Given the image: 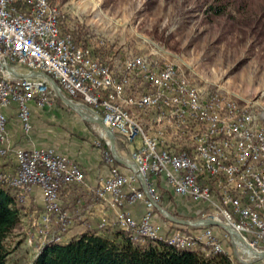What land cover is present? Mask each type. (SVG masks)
I'll use <instances>...</instances> for the list:
<instances>
[{
    "label": "built area",
    "instance_id": "2783aa9c",
    "mask_svg": "<svg viewBox=\"0 0 264 264\" xmlns=\"http://www.w3.org/2000/svg\"><path fill=\"white\" fill-rule=\"evenodd\" d=\"M64 18L60 0H0V64L22 74L50 75L66 97L93 109L116 135L119 155L137 164L133 169L117 166L110 141L98 127L96 145L109 172L93 192L118 209L115 227L130 232L140 244L162 241L177 249L202 251L206 257L224 253L221 241L229 234L221 228L163 234L153 223L155 208L146 197L140 173L157 202L160 189H165L177 200L200 206L203 219L224 222L255 250L264 251V121L250 102L235 93L201 90L167 60L143 55L124 61L116 55L103 59L94 46L75 41L64 28ZM0 73V106H16L28 134L33 127L31 103L45 106L60 99L43 78ZM7 126L0 108V157L17 164L14 174L0 172V184L17 190L21 204L23 193L34 187L44 196V211L32 217L27 244L37 253L49 243L64 244L71 219L61 196L83 186L85 172L54 148L10 146ZM138 201L148 208L140 220L122 209ZM77 206L82 208L81 199ZM106 227L103 222L99 228Z\"/></svg>",
    "mask_w": 264,
    "mask_h": 264
},
{
    "label": "rangeland",
    "instance_id": "374dc122",
    "mask_svg": "<svg viewBox=\"0 0 264 264\" xmlns=\"http://www.w3.org/2000/svg\"><path fill=\"white\" fill-rule=\"evenodd\" d=\"M60 3L65 30L77 32L83 28L80 41L94 46L103 59L116 55L124 61L143 55L158 62H173L201 90L235 93L248 100L257 117L264 121V0H60ZM57 104L68 118H77L88 129H94L93 135L100 140L98 126L84 121L64 103ZM122 155L127 156V152L122 151ZM160 190L159 203L175 217L189 221L202 218L200 206L177 200L169 191ZM230 240L228 235L221 241L224 253L235 264H242L237 256L248 261L251 253L239 245L235 249ZM20 241L9 264H33L39 253L21 235L12 239V248ZM257 263L264 264V260Z\"/></svg>",
    "mask_w": 264,
    "mask_h": 264
},
{
    "label": "crops",
    "instance_id": "0c3cea01",
    "mask_svg": "<svg viewBox=\"0 0 264 264\" xmlns=\"http://www.w3.org/2000/svg\"><path fill=\"white\" fill-rule=\"evenodd\" d=\"M8 118L9 144L14 148L32 150L35 148L50 147L58 153L68 156L82 167L86 181L81 187H73L62 193L64 210L70 213L71 226L64 237L65 243L86 234L89 230L96 231L98 235L112 238L118 209L101 202L93 190L98 186L99 180L109 172L103 158L102 149L96 145L97 138L93 135L94 129H88L79 119L68 118L65 111L57 103L41 106L37 102L31 103L32 130L26 133L17 116L16 106L1 107ZM70 130V131H69ZM129 155H124L128 159ZM17 164L14 159L0 157V172L14 174ZM124 172H127L124 170ZM159 197V179L155 180ZM23 231L20 234L23 240L32 228V217L44 211V196L40 188L34 187L31 191L23 193ZM82 200L83 206L78 208L77 203ZM122 209L128 210L137 219H142L148 212L144 201L127 204ZM105 222L107 227L100 229ZM153 223L160 228L163 234L176 229L187 230L186 227L174 225L159 216L155 209ZM219 232V231H218ZM260 264V263H256Z\"/></svg>",
    "mask_w": 264,
    "mask_h": 264
},
{
    "label": "trees",
    "instance_id": "16d2710c",
    "mask_svg": "<svg viewBox=\"0 0 264 264\" xmlns=\"http://www.w3.org/2000/svg\"><path fill=\"white\" fill-rule=\"evenodd\" d=\"M82 32L83 28L71 32L77 43H82ZM104 150L109 148L105 146ZM23 210L18 191L0 184V264H9L21 244L20 241L12 248V239L23 231ZM188 230L195 228L188 227L185 231ZM112 236H100L89 230L66 244L49 243L41 249L33 264H235L227 253L206 257L202 251L177 249L162 241L148 240L140 244L130 232L119 228H115Z\"/></svg>",
    "mask_w": 264,
    "mask_h": 264
},
{
    "label": "water",
    "instance_id": "95a60500",
    "mask_svg": "<svg viewBox=\"0 0 264 264\" xmlns=\"http://www.w3.org/2000/svg\"><path fill=\"white\" fill-rule=\"evenodd\" d=\"M152 44H154L156 47L161 49L159 46H157L154 42L150 41ZM166 52V51H164ZM167 53V52H166ZM0 71L3 73H8L13 75L16 78H33V77H39L45 79L48 83L51 84L53 87L57 97L64 103L67 107L71 108L74 110L84 121H87L91 124H94L98 126L102 132L107 136V138L110 141V149L111 152L115 158V160L123 166H126L128 168H137V164H129L127 163L118 153L117 147H116V135L103 123L102 119L96 115V113L91 109L89 106L84 105V104H79L73 102L71 99L66 97L64 93L62 92L61 88L59 85L56 83V81L48 74L44 72H34L32 74H22L17 72L14 68L7 66V65H2L0 64ZM138 178L142 184L143 190L146 194V197L148 200L152 203L154 208L159 212V214L164 217L167 221L179 225V226H186V227H194V228H201V227H217L223 229L226 233L229 234L231 237L232 245L234 246L235 249H237V242L239 241L246 247L248 250L251 251L252 256L249 255L248 261H242L237 255V258L240 260L242 264H255L259 261L264 260V251H257L255 250L249 243L246 242L244 237L235 231L233 228L228 226L222 221L219 220H214V219H199L196 221H189V220H184L175 217L172 213H170L167 209H165L159 202H157L153 196L149 192L148 184L144 176L140 173H137Z\"/></svg>",
    "mask_w": 264,
    "mask_h": 264
},
{
    "label": "bare ground",
    "instance_id": "6f19581e",
    "mask_svg": "<svg viewBox=\"0 0 264 264\" xmlns=\"http://www.w3.org/2000/svg\"><path fill=\"white\" fill-rule=\"evenodd\" d=\"M237 244H238L239 246H242V247L244 248V251H248V252L251 253V251L248 250L246 247H244V245H242L239 241L237 242ZM244 251H243V252H244ZM251 256H252V253H251Z\"/></svg>",
    "mask_w": 264,
    "mask_h": 264
}]
</instances>
